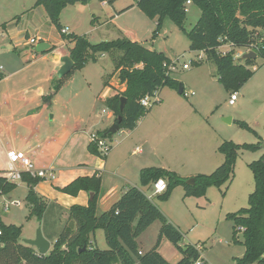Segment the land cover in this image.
<instances>
[{"label": "rangeland", "instance_id": "1", "mask_svg": "<svg viewBox=\"0 0 264 264\" xmlns=\"http://www.w3.org/2000/svg\"><path fill=\"white\" fill-rule=\"evenodd\" d=\"M28 3L29 0H0V63L5 66L8 73H12L9 86L18 91L35 89L39 80L44 81V77L40 78L41 70L48 68L53 60L51 52L37 53L34 46L25 44L27 38L24 29L29 27L32 31L34 27L24 21V12L27 9L23 10V7ZM66 8L61 18L72 27V31L87 36L91 43L122 38L126 36L125 31H127L133 33L146 48L166 52L171 61H177L176 68L170 72V77L183 85L184 93H179L178 89L172 86L163 87L159 101L153 103L150 111L141 117L138 123L142 122L143 125L146 120L163 122V138L167 140L165 151L171 156L173 148H180L179 166H177L179 174L173 171L178 176L191 179L192 177L187 174L201 168L205 162H212L211 168H205L211 174L223 159L222 153L218 151V145L224 141H233L239 145L261 143V148L255 151L240 149L232 178L219 186L209 187L204 196L185 198L184 188L176 186L171 190L167 200L154 197L155 203L162 212L173 223L179 225L184 241L191 240L202 248L203 260L206 264H236L235 257L241 256L244 246L235 242L233 222L227 216L241 208L249 207V196L256 187L249 164L264 154V58L258 55L255 65H244L251 75L243 83H237L235 88L227 89L220 80L215 64L206 57L199 60L201 52L192 48V41L187 32L201 17L202 11L197 4H187V16L183 27L167 18L157 34L154 33L157 19L149 17L141 10L136 0H116L109 8L114 15L118 12L120 18L117 20V25H105L94 30L93 33L90 25L91 17L82 9L85 8L84 5ZM80 11L81 14L76 19ZM44 12L47 15L45 10ZM46 15L42 21L43 17L38 14L31 23L34 24L35 20H38L41 35L48 38L52 44H58L62 40L61 33ZM19 19L21 22H18ZM5 22L13 23L10 25L13 40L2 35L1 28ZM225 45L219 48V51L222 54L233 51L236 62L241 63V57H237L236 54L240 51L245 53L246 50ZM16 46L21 50L20 53L15 51ZM43 57L46 59L38 62V59ZM96 58V60L91 58L86 63L90 64L91 73L96 74L100 79L102 77L104 80L105 78L107 81L111 80L112 85L117 84L118 75H115L116 67L112 58L108 54H98ZM184 65L189 67L185 68ZM100 71L102 76L99 74ZM104 80L103 91L108 88L104 85ZM4 86L5 83L0 84V89ZM109 88L108 93L112 94L114 90L111 86ZM188 91L194 94L187 96L185 93ZM234 93L237 94V99L231 104L229 100ZM103 107H105L103 103L97 104V110ZM226 118H231V121H225ZM118 132L106 137L111 141L112 146L115 145V138L120 136L117 135ZM138 155H132L131 159L134 160ZM48 180L50 179H41L38 184L47 186ZM114 183L113 177L101 178L97 211L101 196L108 188L113 187ZM145 190L147 194L153 192L152 186ZM28 194V184L23 180L12 190L2 191L0 219L5 224L21 226L23 239H34L38 230L46 227L44 218L48 205L41 218L32 214V206L27 200ZM14 201L21 202V205L12 204ZM156 222V225L143 237L146 244L156 239L159 234L161 222ZM100 232L103 233L102 230ZM237 239H243L241 231L237 234ZM98 243L103 247L102 249L107 248L106 240L102 239ZM171 244L174 251L178 250L176 245ZM142 246L145 247V244Z\"/></svg>", "mask_w": 264, "mask_h": 264}, {"label": "trees", "instance_id": "2", "mask_svg": "<svg viewBox=\"0 0 264 264\" xmlns=\"http://www.w3.org/2000/svg\"><path fill=\"white\" fill-rule=\"evenodd\" d=\"M93 0H36L35 7L43 6L48 18L60 31L63 39L71 40L74 46L70 50L73 69L83 68L98 54H108L115 64L121 83L126 84L123 91L118 90L113 96L105 99V104L114 113L115 119L122 116L120 129H135L141 117L150 111L141 104V99L160 90L172 86L179 90L181 83L170 77L165 64L171 60L164 52L148 49L142 44L127 37L111 41L91 43L87 36L75 33L66 34L61 23L63 10L77 3L88 4ZM113 4L116 0H98ZM188 0H136L137 6L149 17L157 19L155 34L159 32L165 19L169 18L179 26L184 25L187 16ZM202 11L197 24L188 31L192 48L203 51L206 59L217 67L220 80L227 89H233L237 83H243L251 73L244 65H255V59H242L237 63L233 51L225 55L219 48L229 44L232 48L250 47L257 43L254 51L264 58V42H260L264 30V0H191ZM61 82V80H59ZM108 84V81L106 82ZM60 84H55L57 92ZM184 93V87L183 92ZM126 103L121 110V99ZM51 99V97H50ZM109 128L102 131L104 137L110 136ZM261 148L258 144L239 145L233 141H224L218 151L224 155L223 163L211 174H198L195 184H187L175 172L156 167L144 168L140 174L142 186H150L157 179L164 178L168 182L167 190L158 194L160 200H167L171 190L183 186L187 196H204L209 187L221 185L234 175V166L240 149L255 151ZM89 151L101 156L96 145L90 143ZM102 157V156H101ZM106 158L107 156H103ZM255 178V190L249 196V207L229 213L228 219L233 222V236L237 244L245 247L242 257L236 258V264H264V154L249 164ZM22 180L29 187L27 200L32 206V214L42 217L47 201L40 196L35 187L41 178L24 173ZM16 186L0 177V193L8 192ZM60 191L77 195L80 191L93 192V199L88 205H74L69 209V222L66 224L48 254L41 255L35 247L23 242L22 228L15 224H5L0 219V264H172L158 251L163 238H167L182 254L176 264H195L202 256L197 245H181L183 233L138 186L130 187L113 206L101 213L97 212V204L101 190V178L97 175L79 177ZM161 222L159 237L151 250L139 253L138 238L154 222ZM103 230L107 248L101 249L91 244V235ZM242 232L243 239L237 234ZM85 250H82L83 248Z\"/></svg>", "mask_w": 264, "mask_h": 264}, {"label": "crops", "instance_id": "3", "mask_svg": "<svg viewBox=\"0 0 264 264\" xmlns=\"http://www.w3.org/2000/svg\"><path fill=\"white\" fill-rule=\"evenodd\" d=\"M35 3L36 0H29L28 5L23 7V10L27 9L24 12V21L30 23V26L34 25L32 31L29 30V27L24 29L27 38L25 44L26 46H34L37 53H40L37 51L39 44H49V49L42 52V54L51 52L53 60L48 68L45 67L44 71L41 70L40 78L44 77V81L43 79L39 80L38 86L33 90L18 91L12 89L8 84L12 73H8L6 69L0 78V84L5 83V86L0 89V177L4 176L5 170L9 166L7 151L12 149L24 151L32 158L35 167L38 169H53L55 177L48 180L49 184L44 186L40 183L35 187L37 193L43 195L48 203L44 218L46 227L42 229V233L51 242L52 248L53 242L69 222V209L74 205H88L90 200V194L87 191L82 190L77 195H70L58 188L67 186L79 177H91L93 175H97L102 179L108 176L113 177L115 180L113 187L108 188L100 198L97 212L101 214L109 210L132 186H138L143 190L152 186L153 189V184L145 187L141 185L140 174L142 169L156 167L178 173L180 148H173L171 150L172 155L169 156L165 151L167 140L163 138V122L146 120L143 125L142 122L138 123L135 129H120L117 134L120 136L115 138V145L112 146V150L106 158H99L91 154L89 152L90 134L94 132L101 134L102 131L110 128L114 123L115 116L102 112L107 107L104 103L105 99L113 96L118 90L123 91L126 84L120 82L119 76L117 84L112 85L111 80L107 84V78L104 80L101 77L100 79L96 74L91 73L90 64H86L85 68L80 71H73L70 76L67 75L71 71L61 77L59 73L64 66V59L70 57V50L74 46V42L62 38L58 44H52L48 38L43 37L39 26L40 22L35 20L36 24L31 23L38 14L43 17L42 21L46 15L45 9L43 10L44 7H35ZM77 5H80V3L71 6L75 7ZM110 5L106 1L93 0L85 4V8H82L85 14L91 17L92 33L105 25H117V20L120 17H118V12L115 15L113 14L111 8H109ZM66 9L63 10L62 15ZM79 14H81V11L78 12L76 19ZM20 20L18 22H21ZM61 23L64 30H66V34H77L62 18ZM12 24L5 22L1 28L2 35L11 38V40H13L12 29L10 28ZM125 35L124 37L141 44L133 33L125 31ZM30 38H37V43L31 44ZM15 51L21 52L17 46ZM199 52L206 57L203 51ZM164 53L168 57L167 53ZM38 56L39 54L34 58L36 59ZM44 59L46 57L38 59V62ZM99 74L102 76L101 71ZM115 75H118V73H115ZM103 80L104 85L108 87L104 91L102 89ZM57 83L60 84V88L57 92H54ZM109 86L114 90L112 94L108 93ZM99 102L103 103L105 107L97 110ZM134 154L139 155L132 160L131 156ZM221 155L223 159L218 166L222 164L225 158L223 154ZM211 167L212 162H205L201 168L188 173L187 176L195 177L198 174H208L209 171L205 168ZM60 180L62 183H60ZM151 193L148 196L154 201V197L158 195ZM184 197H190L186 195L185 189ZM18 205H21V202ZM156 223L154 222L138 238L140 254H145L156 246L159 234L156 239L149 241L148 244L143 241V237ZM161 225L159 226L160 229ZM176 226L179 227L178 224ZM160 229L158 233H160ZM100 231L97 230L91 235V244L102 249L103 247H100L98 242L106 239L103 236L104 231L102 230L103 233ZM171 243L170 240L163 238L158 251L170 263L176 264L182 258V254L179 250L174 251L170 246ZM143 244H145V247L142 246ZM180 244L183 246L187 244L198 246V243H193L191 240L185 242L184 237ZM200 251L203 254L202 248H200ZM244 253L245 247L241 256L235 257V261L236 258L242 257Z\"/></svg>", "mask_w": 264, "mask_h": 264}, {"label": "built area", "instance_id": "4", "mask_svg": "<svg viewBox=\"0 0 264 264\" xmlns=\"http://www.w3.org/2000/svg\"><path fill=\"white\" fill-rule=\"evenodd\" d=\"M192 1L188 0L187 4H191ZM64 33H66V30H63ZM31 44L37 43V38H30L29 39ZM260 42H264V30L262 33V36L260 38ZM222 47V46H221ZM220 47V48H221ZM242 49V48H241ZM245 53L254 51L255 49H258V44L255 43L251 45L250 47H244ZM229 51H226L228 53ZM243 51H240L236 54L237 57H242L245 54ZM204 58V54H199V60ZM193 61V60H192ZM177 61H171L170 64H165V67L167 68V73L170 74L172 70L176 68ZM185 68H188L189 65H184ZM5 71V68L3 65L0 64V78L3 76V73ZM159 94L160 90H155L152 94H147L141 99V104L148 108L150 106H153L154 102L159 101ZM187 96L193 95L194 92L188 91L185 93ZM237 99V94H232L229 102L231 104H234ZM103 113H106L108 115H112L114 117V113L109 108H104L102 110ZM90 143L97 146L99 153L101 156H108L109 153L112 150V143L109 141L106 137L102 136L101 134L94 132L90 134ZM7 158H8V168L5 170L4 177L7 179L8 182L17 184L22 180V176L24 173H29L32 177L41 178V179H53L55 177V173L53 169H38L35 167L33 160L31 157H29L24 151L21 150H8L7 151ZM168 183L166 179L159 178L153 183V194H161L167 190ZM18 205L19 201H14L12 204ZM1 234V231H0ZM197 248L200 250V248L197 246ZM202 255V254H201ZM195 264H206L203 260V257L201 256Z\"/></svg>", "mask_w": 264, "mask_h": 264}, {"label": "water", "instance_id": "5", "mask_svg": "<svg viewBox=\"0 0 264 264\" xmlns=\"http://www.w3.org/2000/svg\"><path fill=\"white\" fill-rule=\"evenodd\" d=\"M49 44L46 43H41L37 46V51L42 53L45 50L49 49ZM243 59H256L257 58V53L255 51H250L245 53L243 56ZM73 68V61L70 57H66L64 59V66L61 69L59 75L62 77L64 75H67ZM179 93L183 92V85L181 84L179 87ZM126 98L123 97L121 99V110L124 109L125 103H126ZM123 117L122 116H118L117 120L114 121V123L112 124V126L109 128V132L110 133H117L120 130V123L122 122ZM225 121L229 122L231 121V118H226ZM187 184L189 185H193L195 184V178L192 177L191 179L187 180ZM90 194V199L92 200L94 197V193L93 192H89ZM23 242L33 246L36 248V250L38 251L39 254L41 255H46L49 253V251L51 250V242L46 239L42 233V230L39 229L37 232V235L34 239H23ZM86 248L84 247L82 250H85Z\"/></svg>", "mask_w": 264, "mask_h": 264}]
</instances>
